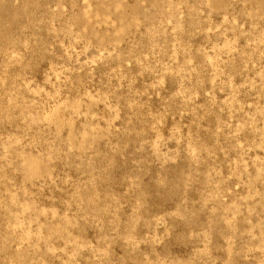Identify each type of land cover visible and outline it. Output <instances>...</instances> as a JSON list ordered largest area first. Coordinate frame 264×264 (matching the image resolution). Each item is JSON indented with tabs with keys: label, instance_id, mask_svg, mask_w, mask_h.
Returning <instances> with one entry per match:
<instances>
[{
	"label": "rangeland",
	"instance_id": "374dc122",
	"mask_svg": "<svg viewBox=\"0 0 264 264\" xmlns=\"http://www.w3.org/2000/svg\"><path fill=\"white\" fill-rule=\"evenodd\" d=\"M0 264H264V0H0Z\"/></svg>",
	"mask_w": 264,
	"mask_h": 264
}]
</instances>
